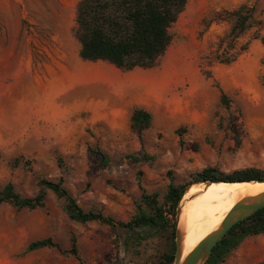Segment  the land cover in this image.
<instances>
[{
  "label": "rangeland",
  "instance_id": "obj_1",
  "mask_svg": "<svg viewBox=\"0 0 264 264\" xmlns=\"http://www.w3.org/2000/svg\"><path fill=\"white\" fill-rule=\"evenodd\" d=\"M79 1L0 0V191L12 183L30 198L39 177H63L83 210L128 222L143 190L164 194L171 181L184 184L207 167L264 170V0H189L157 68L121 72L82 62L70 79ZM242 5L254 8L255 22L230 49L233 19L225 13ZM244 46L235 62L216 61ZM136 108L153 116L143 144L130 130ZM96 146L109 154V167L90 155ZM143 153L153 163L128 158ZM16 158L28 165L13 169ZM72 234L87 264H130L116 242L124 230L71 221L50 192L43 209L0 207V264H80L57 249L27 251L46 238L68 250ZM223 264H264V235L246 238Z\"/></svg>",
  "mask_w": 264,
  "mask_h": 264
},
{
  "label": "trees",
  "instance_id": "obj_2",
  "mask_svg": "<svg viewBox=\"0 0 264 264\" xmlns=\"http://www.w3.org/2000/svg\"><path fill=\"white\" fill-rule=\"evenodd\" d=\"M189 0H80L75 10L74 38L80 45L79 58L83 62L107 63L121 72L135 69L151 70L160 65L172 43L170 28L185 11ZM254 8L242 5L225 13L232 18V25L226 35L230 49L233 42L241 38L253 26ZM224 21V18H220ZM264 44V38L261 39ZM247 48L244 46L234 54L216 56L220 64H231ZM210 75V74H208ZM264 79V76H263ZM221 101L229 106V100L222 95ZM153 122L150 112L136 108L130 117V130L143 144V135ZM90 155L101 161L103 168L110 166V156L100 147H89ZM135 164L153 163L155 157L143 153L129 155ZM63 168V160L59 159ZM26 164L22 158L11 162L13 169ZM171 176V175H170ZM264 180V170L246 168L230 174L207 167L194 173L184 184L173 181L164 194L143 190L135 215L128 222L116 221L99 211H85L65 187L63 177L55 181L38 178V193L34 197H23L16 192L12 183L0 191V207L4 204L16 210L34 211L46 206V194L52 193L63 202V212L78 224L99 223L115 230L118 234L119 252L130 264H173L176 252V216L178 205L190 184L202 182H252ZM142 189V184H139ZM264 235V208L235 225L213 248L205 264H223L230 254L249 237ZM70 249L62 250L52 238L34 241L28 252L42 249H57L62 254L75 257L80 264H87L80 255L77 237L72 234ZM140 261H143L141 263Z\"/></svg>",
  "mask_w": 264,
  "mask_h": 264
},
{
  "label": "bare ground",
  "instance_id": "obj_3",
  "mask_svg": "<svg viewBox=\"0 0 264 264\" xmlns=\"http://www.w3.org/2000/svg\"><path fill=\"white\" fill-rule=\"evenodd\" d=\"M101 76L98 74L96 78ZM262 192H264V183L231 184L223 181L209 187L203 184L194 185L188 190L182 200V214L179 221V228L183 232L181 245L183 258L220 226L237 202Z\"/></svg>",
  "mask_w": 264,
  "mask_h": 264
},
{
  "label": "water",
  "instance_id": "obj_4",
  "mask_svg": "<svg viewBox=\"0 0 264 264\" xmlns=\"http://www.w3.org/2000/svg\"><path fill=\"white\" fill-rule=\"evenodd\" d=\"M254 183H264V180H257L252 181ZM220 182H202V183H194L190 184L177 209V216H176V252L174 256L173 264H205L212 251L213 248L223 239V237L239 222L245 220L246 218L250 217L257 211L264 208V192L255 195V196H248L241 199L235 206L228 212L225 216L223 221L221 222L220 226L206 236L186 257L183 258L182 252V239H183V232L179 228V221L182 214L181 204L182 200L188 190H190L194 185H206L207 187L211 186L212 184H218ZM227 183V182H225ZM236 183H250V182H236ZM235 184V183H231Z\"/></svg>",
  "mask_w": 264,
  "mask_h": 264
},
{
  "label": "crops",
  "instance_id": "obj_5",
  "mask_svg": "<svg viewBox=\"0 0 264 264\" xmlns=\"http://www.w3.org/2000/svg\"><path fill=\"white\" fill-rule=\"evenodd\" d=\"M79 49H80V45H78V53H79ZM78 55V54H77ZM78 57H79V55H78ZM81 61V62H80ZM83 61L82 60H80V58H77V59H75L74 60V62H71V64H70V66H69V69H70V71H69V78L70 79H75V78H78L79 77V75H80V72H79V63H82ZM86 63H89L90 65H93V64H96V63H102L103 65H105V67L106 66H108V67H110L111 65H109V64H107V63H103V62H96V63H92V62H86ZM112 67V66H111ZM54 101L55 100V97L54 96H52V97H49L48 98V100L47 101ZM43 102V101H41V102H39L40 104H38L37 106L38 107H40V106H42V111H44L45 112V107L43 106V105H45V104H47L48 102ZM44 108V109H43ZM32 113L34 114V115H37V114H40L39 113V110L38 111H36V112H34V111H32Z\"/></svg>",
  "mask_w": 264,
  "mask_h": 264
}]
</instances>
